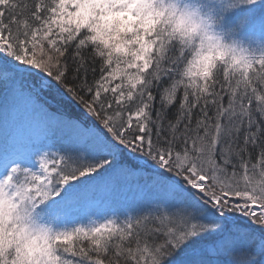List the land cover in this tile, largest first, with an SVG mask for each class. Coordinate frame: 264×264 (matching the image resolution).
I'll list each match as a JSON object with an SVG mask.
<instances>
[{"label":"snow or ice","instance_id":"snow-or-ice-1","mask_svg":"<svg viewBox=\"0 0 264 264\" xmlns=\"http://www.w3.org/2000/svg\"><path fill=\"white\" fill-rule=\"evenodd\" d=\"M0 264H264V0H0Z\"/></svg>","mask_w":264,"mask_h":264}]
</instances>
